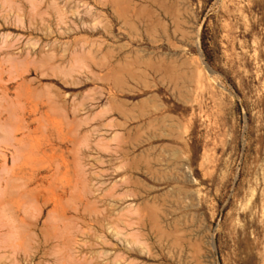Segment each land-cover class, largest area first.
Returning <instances> with one entry per match:
<instances>
[{
    "label": "rangeland",
    "instance_id": "374dc122",
    "mask_svg": "<svg viewBox=\"0 0 264 264\" xmlns=\"http://www.w3.org/2000/svg\"><path fill=\"white\" fill-rule=\"evenodd\" d=\"M0 264H264V0H0Z\"/></svg>",
    "mask_w": 264,
    "mask_h": 264
},
{
    "label": "crops",
    "instance_id": "0c3cea01",
    "mask_svg": "<svg viewBox=\"0 0 264 264\" xmlns=\"http://www.w3.org/2000/svg\"><path fill=\"white\" fill-rule=\"evenodd\" d=\"M124 71H122L117 66L111 68L110 73L107 75L108 84L110 89L115 91V93L120 92L123 88H125L124 80H123ZM99 124H108V123H99ZM180 124V123H174Z\"/></svg>",
    "mask_w": 264,
    "mask_h": 264
},
{
    "label": "bare ground",
    "instance_id": "6f19581e",
    "mask_svg": "<svg viewBox=\"0 0 264 264\" xmlns=\"http://www.w3.org/2000/svg\"><path fill=\"white\" fill-rule=\"evenodd\" d=\"M51 214H52V213H51ZM30 225H31V224H30ZM34 225H35V224H34ZM34 225H33V226H34ZM58 226H59V225H58ZM35 227H36V226H35ZM41 230H42V229H41ZM60 230H61V229H60ZM58 231H59V230H58ZM3 256H4V255H3Z\"/></svg>",
    "mask_w": 264,
    "mask_h": 264
}]
</instances>
